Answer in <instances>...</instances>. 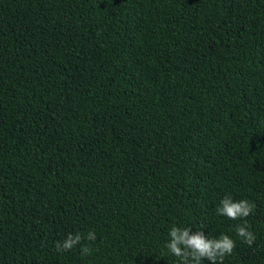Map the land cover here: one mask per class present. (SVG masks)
Returning a JSON list of instances; mask_svg holds the SVG:
<instances>
[{
  "label": "trees",
  "instance_id": "trees-1",
  "mask_svg": "<svg viewBox=\"0 0 264 264\" xmlns=\"http://www.w3.org/2000/svg\"><path fill=\"white\" fill-rule=\"evenodd\" d=\"M0 264H264V0H0Z\"/></svg>",
  "mask_w": 264,
  "mask_h": 264
}]
</instances>
